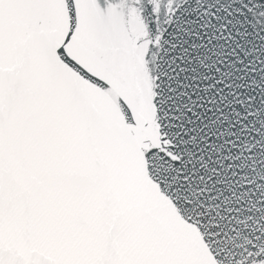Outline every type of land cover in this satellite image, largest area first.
I'll return each instance as SVG.
<instances>
[{
	"label": "snow or ice",
	"instance_id": "6c2138e0",
	"mask_svg": "<svg viewBox=\"0 0 264 264\" xmlns=\"http://www.w3.org/2000/svg\"><path fill=\"white\" fill-rule=\"evenodd\" d=\"M0 264H264V0H0Z\"/></svg>",
	"mask_w": 264,
	"mask_h": 264
}]
</instances>
